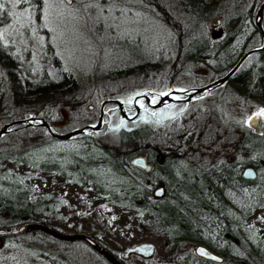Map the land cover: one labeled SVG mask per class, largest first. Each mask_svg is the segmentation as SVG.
Instances as JSON below:
<instances>
[{
	"label": "trees",
	"instance_id": "16d2710c",
	"mask_svg": "<svg viewBox=\"0 0 264 264\" xmlns=\"http://www.w3.org/2000/svg\"><path fill=\"white\" fill-rule=\"evenodd\" d=\"M27 1L40 3L39 0ZM143 1L148 13L153 14V0ZM176 1L182 12L190 19L189 27L183 29L181 24L176 25L177 29L166 26L165 32L167 34L171 32L170 35L178 41L170 61H155L149 54L140 58L133 68H127V72L142 74L150 71L157 75L156 79L150 81V86L147 85L133 95L116 97L123 104L129 117L135 114V108L131 103L133 97L145 94L152 98L154 103L158 95L169 90L201 86L226 74L245 52L262 45V38L254 22L257 8L263 0ZM9 12L5 8L0 9V30L1 27L9 25ZM40 14V10L37 9L36 19L41 16ZM215 16L219 17L221 22L218 36L213 35V29L209 25V19ZM262 27L264 30V14ZM181 30H189L188 37L181 36ZM51 48L47 47L44 50V54H47L50 60L48 67L49 61L34 59L30 46L0 40V127L12 120L36 116L39 111L52 129L56 119L62 121L61 117L53 114L54 95H63L75 90L76 80L62 70L63 67L53 55ZM199 67L206 68L207 73L195 74L194 70ZM48 69L54 73L53 76L49 75ZM183 77L191 79L188 87H183L181 80ZM93 79L98 82L97 76ZM154 83L156 84L153 85ZM220 86L214 91L215 93L218 91L214 105L223 106L233 97H237L241 101L239 117L250 115L254 100L264 102V50L249 55L232 77ZM210 93L205 91L204 94ZM136 102L140 104V113L132 121L122 119L117 107L110 104L113 106L112 109L115 108L118 118L115 132L117 149H106L89 137L99 133L101 129L86 130V134L68 140L83 147V154L72 162L70 173L63 170L62 161L51 158L46 152V149L56 142L67 141L52 139L45 129L29 127L23 132L44 131L48 141L36 142L25 149L0 146V229L38 222L61 232L55 225L47 224L41 219L34 220L37 214L46 215L51 209L58 207L59 202L49 194L33 195V187L28 185L22 175L3 170L1 164L10 161L42 173L63 174L84 186L107 191L116 206L135 212L153 229L164 233L171 249H175L180 242L191 241L202 244L223 257L222 263H215L199 258L194 253L185 254L180 257V264H264L262 244L257 237L252 236L255 229L252 227L248 237H245L243 232L244 223L250 219L258 205H262L264 184L259 185L256 180H245L241 176V170L250 165H258L259 173L264 176V165L260 163L264 162L262 138L246 131L243 139L249 154L256 153L253 152V147L262 149L257 152L258 158L254 157L256 160L235 159L228 162L220 160L206 169H197L198 176L203 182V190L197 198L175 182L184 172L180 165L189 166L186 160L192 164L199 153L213 156L222 151L224 140L221 142L217 138H212L216 130L209 129L206 123L208 132L200 130L203 137L199 133L196 137L198 127L202 126V123L199 125L201 121L199 117L208 119L204 113L200 114L201 105L196 101L180 104L182 110L183 108L188 110L179 113L174 120L157 115L159 108H151L145 103L144 98L140 97ZM106 116L105 110L103 126L107 123ZM239 126H242V123ZM5 136L2 135L0 141ZM151 141L156 142L151 145ZM93 153L95 155H92ZM137 155L144 156L151 164L149 172L132 166L131 159ZM160 158L162 162H159ZM103 180L109 181V188H103ZM158 185L165 189L161 198L153 196V190ZM257 187H260L259 192L262 194L258 199L259 194L255 195L254 192ZM233 192L245 194L248 200L245 207H239V203L231 200ZM196 200L198 202L193 205L192 201ZM35 236L51 238L65 246L82 245L90 248L83 241H61L38 231L1 236L0 247L18 240L17 238ZM69 261L70 264H81Z\"/></svg>",
	"mask_w": 264,
	"mask_h": 264
},
{
	"label": "rangeland",
	"instance_id": "374dc122",
	"mask_svg": "<svg viewBox=\"0 0 264 264\" xmlns=\"http://www.w3.org/2000/svg\"><path fill=\"white\" fill-rule=\"evenodd\" d=\"M39 1L40 3L35 4L22 0L21 3L14 5V0H0L3 8L13 13L9 15V25L1 27L0 31L4 32L2 39L4 42L30 46L34 59L49 61L48 67L50 60L49 56L44 54V50L52 47L53 55L57 57L63 67L62 70L75 77V90L63 95L55 94L53 98L55 101L53 114L62 119L53 122L55 124L53 130L57 133L84 125H95L100 105L104 100L133 95L147 85L150 86V81L156 79L157 75L150 71L142 74L127 72V68H133L140 58L149 54L152 60L170 61L178 41L170 35L171 32L169 34L165 32L166 26L177 29L176 25L181 24L185 29L190 23V19L182 12L176 0H153V14L148 13L143 0H69V3L65 0ZM37 9L41 13L38 19L35 17ZM22 11L25 15L19 17L18 23L16 14ZM220 23L217 16L209 19L210 28L213 29L215 36L220 33ZM21 24L24 26L21 27ZM5 29L7 31H4ZM188 31L181 30L180 35L186 38L189 35ZM48 72L53 76L52 71L48 69ZM95 76L98 82L94 81ZM181 80L183 87H188L191 83V79L186 77ZM142 95L145 94L132 98V107L135 108V104L140 107L136 97L140 98ZM217 96L218 91L196 98L197 104L201 105L200 114L204 113L208 119L205 120L200 115L199 125L202 123V126L198 127L199 130L195 134L196 137L197 133L203 137L200 130L208 132L207 127L215 128L216 132L212 138H217L221 142L224 140L223 149L213 156L199 153L192 164L187 159L186 162L190 165L186 167L180 165L184 172L175 181L197 198L203 190V182L198 176L197 169H206L220 160L227 162L235 159L254 160V157L259 156L257 152L260 149L257 147H253L255 154L247 155L236 145L244 139L248 131L245 128L248 117L259 106H264V102L254 100L251 114L240 118L239 98L233 97L225 104L226 106H221L214 105ZM112 107L109 104L104 108L107 112V123L104 126L102 123L101 131L89 136L109 150L117 149L115 132L118 118L115 108ZM187 110L188 108L182 110L181 105L177 103L163 104L159 107L157 115L174 120L179 113ZM240 123L242 126H239ZM24 129L26 128L21 126L11 128L10 132L4 134L6 136L0 141V146L25 149L36 142L49 140L44 131L23 132ZM155 142L151 141V145ZM46 152L51 158L62 161L63 170L70 173L72 162L81 157L83 147L70 141L56 142L47 148ZM1 167L3 170L22 175L28 185L33 187V195L49 194L59 202L58 207L51 209L46 215L37 214L34 220L41 219L47 224L55 225L64 234L83 233L96 238L104 246L115 251L150 242L155 248L151 264H180L181 256L193 253L191 241L180 242L175 249H171L164 233L153 229L135 212L116 206L109 198V193L103 189H93L73 181L69 176L56 172L42 173L15 162L4 161ZM252 168L257 171L262 181L264 176L259 173L258 167L255 165ZM102 186L109 188V181L103 180ZM231 200L239 203V207H245L248 201L242 192H233ZM197 202L198 200L192 201V204ZM252 227L255 229L252 236L257 237L264 251V206L256 208L250 219L244 223L245 237L250 235ZM17 239L0 247V264H70L69 260L81 264H106L90 248L82 245L65 246L56 243L54 239L37 236Z\"/></svg>",
	"mask_w": 264,
	"mask_h": 264
},
{
	"label": "water",
	"instance_id": "95a60500",
	"mask_svg": "<svg viewBox=\"0 0 264 264\" xmlns=\"http://www.w3.org/2000/svg\"><path fill=\"white\" fill-rule=\"evenodd\" d=\"M67 3H69V0H65ZM263 14H264V0L261 2L259 7L257 8L256 15H255V27L257 28L261 38H262V45L258 48L248 50L245 52L239 60L236 62V64L223 76L218 77L215 79L213 82L206 84L201 87L194 88L190 93H188L185 101H188L190 98L193 96L199 95L207 90H210L211 88L217 86V85H222L226 83L232 75L236 72V70L239 68V66L242 64V62L251 54L261 52L264 50V30L262 27V19H263ZM195 74L199 75H205L207 73L206 68H198L194 70ZM173 94H177L176 91L172 92ZM140 97H143L146 102H149L150 99L147 95H142ZM139 98V97H136ZM174 99L170 96V94H165L161 95L158 97V100L156 103L151 105V108L156 109L162 106L165 102H172ZM108 104H114L117 109L120 117L126 121H132L134 120L138 114H139V106L135 104V114L132 117H129L124 108L123 104L116 100V99H106L104 100L99 108V115L96 121L95 125H84L82 127L64 132V133H57L55 132L49 125V123L41 116L42 112L39 111L36 116L24 118V119H17V120H12L10 122L4 123L0 127V137L4 134H7L10 132L11 128L15 126H21L22 128H28V127H37V128H42L45 129L47 134L54 140L57 141H68L71 138L84 134L86 130L90 131H98L101 128L103 117H104V107ZM255 120L252 121V123ZM159 162H162V159H159ZM132 166L135 168L141 169L144 172H149L151 170V164L147 162L146 158L142 155H137L132 158L131 160ZM255 171L247 167L242 171V178L246 180H253L255 178ZM165 193V189L162 185H158L154 188L153 190V196L155 198H161L163 197ZM43 232L55 239L61 240V241H67V242H72V241H83L87 243L94 251L98 252L101 254L103 257H105L107 260H109L112 264H119L106 250H104L91 236L83 234V233H74V234H64L62 232H59L52 227L43 224V223H38V222H32V223H27L18 227H10V228H3L0 229V237L1 236H7V235H15V234H23V233H28V232ZM201 250L203 251V255L201 254ZM128 252H134L139 255H143L145 257H150L154 253V245L150 242H142L139 243L131 248L128 249ZM193 253L204 260L207 261H212L215 263H222L223 262V257L220 255L216 254L215 252L211 251L207 247L203 245H195L193 247Z\"/></svg>",
	"mask_w": 264,
	"mask_h": 264
},
{
	"label": "flooded vegetation",
	"instance_id": "af4514ba",
	"mask_svg": "<svg viewBox=\"0 0 264 264\" xmlns=\"http://www.w3.org/2000/svg\"><path fill=\"white\" fill-rule=\"evenodd\" d=\"M215 80V79H214ZM214 80H211V81H207L205 82L204 84H202L201 86H204L206 84H209L211 82H213ZM201 86H198V87H201ZM219 87H221L220 85H217L213 88H211L210 90H207L209 91V93L211 92H214L216 89H218ZM194 88H197V87H191V88H186V89H183V90H169L168 92H165L164 94L162 95H165V94H170V96L174 99L172 102H165L164 104L166 103H177V104H184V103H189L191 102L192 100L195 101L196 98H198L199 96L203 95L204 93H201L199 95H196V96H193L192 98H190L188 101H185L188 93H190ZM176 91L177 94H173L172 92ZM148 96V95H147ZM161 96V95H158V97ZM149 97V96H148ZM143 98V97H141ZM150 101L149 102H146L145 100V103L151 107V105H153L154 103H152V98H150ZM158 100V98H157ZM163 106V105H162ZM161 107V106H160ZM260 109H264V106H259L258 109L255 110V112L250 115L248 117V120L246 121L245 123V128L248 130V132H250L252 135H256L258 137H261L262 140H263V143H264V119L262 118H259L257 117V113L259 112ZM255 120L253 123L252 121ZM251 134H248V136H250ZM243 140L238 142L237 143V148H239V150L243 153H246L247 155L249 154V151L246 150L244 144H243ZM244 149L246 150V152H244ZM254 154V153H253ZM256 158V157H255ZM253 158V159H255ZM256 160V159H255ZM148 162V161H147ZM149 163V162H148ZM261 165H264V162H260ZM258 168L259 166L256 165ZM247 167H250L252 168L253 165H250V166H246L242 169V171L247 168ZM254 170V168H252ZM242 171H241V174H242ZM255 171V170H254ZM256 175H255V178L253 180H256V182H258L259 185L261 184H264V181H260V178H259V175L257 173V171H255ZM246 180V179H245ZM259 188L260 187H257V189L254 191L255 192V195L259 194L257 196V199L261 197V193L259 192ZM259 207H257V209L261 208L264 206V204L262 205H258ZM92 237V236H91ZM104 250H106L119 264H151L150 261H151V258L152 256L150 257H145L143 255H139V254H136L134 252H128V249L137 245H132V246H128L126 247L123 251H115V250H112L106 246H104L100 241H98L96 238L92 237ZM195 245H202V244H199V243H193V247ZM204 246V245H203ZM193 247H192V250H193ZM91 248V247H90ZM91 250L97 254L99 256V258L101 260H103L106 264H112L109 260H107L105 257H103L101 254H99L98 252L94 251L92 248ZM154 251H155V248H154ZM154 254V253H153ZM217 254V253H216ZM222 257V256H221Z\"/></svg>",
	"mask_w": 264,
	"mask_h": 264
},
{
	"label": "snow or ice",
	"instance_id": "6c2138e0",
	"mask_svg": "<svg viewBox=\"0 0 264 264\" xmlns=\"http://www.w3.org/2000/svg\"><path fill=\"white\" fill-rule=\"evenodd\" d=\"M21 2H22V0H14V5L19 4ZM3 7H4V5L2 3H0V9H3ZM8 15H13V13L9 12ZM24 15H25V12H23V11L16 14L18 23H19V17H23ZM20 26L23 27L24 25L21 24ZM4 31H7V29H5ZM3 38H4V32L0 31V40H2ZM256 115H257V117L264 119V109H260ZM201 254L202 255L204 254L202 250H201Z\"/></svg>",
	"mask_w": 264,
	"mask_h": 264
},
{
	"label": "bare ground",
	"instance_id": "6f19581e",
	"mask_svg": "<svg viewBox=\"0 0 264 264\" xmlns=\"http://www.w3.org/2000/svg\"><path fill=\"white\" fill-rule=\"evenodd\" d=\"M109 105V104H108ZM105 108V107H104ZM140 108V107H139Z\"/></svg>",
	"mask_w": 264,
	"mask_h": 264
}]
</instances>
